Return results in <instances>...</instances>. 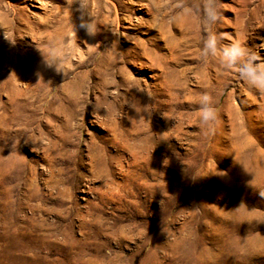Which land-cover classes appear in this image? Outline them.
I'll return each instance as SVG.
<instances>
[{
  "label": "rangeland",
  "instance_id": "1",
  "mask_svg": "<svg viewBox=\"0 0 264 264\" xmlns=\"http://www.w3.org/2000/svg\"><path fill=\"white\" fill-rule=\"evenodd\" d=\"M229 42L264 71V0H0V264H264V91Z\"/></svg>",
  "mask_w": 264,
  "mask_h": 264
},
{
  "label": "clouds",
  "instance_id": "2",
  "mask_svg": "<svg viewBox=\"0 0 264 264\" xmlns=\"http://www.w3.org/2000/svg\"><path fill=\"white\" fill-rule=\"evenodd\" d=\"M206 15L212 21H215L218 18V13L215 10H206ZM93 25H89L88 31L91 32ZM208 48H215V39L214 37L209 38L206 42ZM223 55L225 59L231 63L235 62L240 58H245L244 67L240 73H237L240 76V80L248 85L251 88H254L258 91H264V71H261L259 65L260 61L256 56L252 55L248 49L243 46L241 43H232L229 42L224 49ZM204 100H207V95L202 97ZM201 120H207L212 111L209 109H200Z\"/></svg>",
  "mask_w": 264,
  "mask_h": 264
},
{
  "label": "bare ground",
  "instance_id": "3",
  "mask_svg": "<svg viewBox=\"0 0 264 264\" xmlns=\"http://www.w3.org/2000/svg\"><path fill=\"white\" fill-rule=\"evenodd\" d=\"M258 247H260V246H258ZM248 256H250V255L248 254ZM236 259H237L236 257L234 259L233 253H225V254L222 253L221 255H219V260H217V262L219 263V261H225V260H227L228 262H234Z\"/></svg>",
  "mask_w": 264,
  "mask_h": 264
}]
</instances>
